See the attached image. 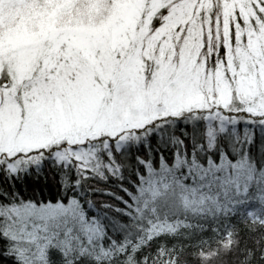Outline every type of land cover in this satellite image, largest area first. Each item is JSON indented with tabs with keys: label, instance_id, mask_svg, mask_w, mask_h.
<instances>
[{
	"label": "snow or ice",
	"instance_id": "snow-or-ice-1",
	"mask_svg": "<svg viewBox=\"0 0 264 264\" xmlns=\"http://www.w3.org/2000/svg\"><path fill=\"white\" fill-rule=\"evenodd\" d=\"M240 121L264 132V0H0V256L264 264L241 241L264 232V139ZM125 169L134 240L87 211Z\"/></svg>",
	"mask_w": 264,
	"mask_h": 264
},
{
	"label": "trees",
	"instance_id": "trees-1",
	"mask_svg": "<svg viewBox=\"0 0 264 264\" xmlns=\"http://www.w3.org/2000/svg\"><path fill=\"white\" fill-rule=\"evenodd\" d=\"M238 132L243 131V128H239L237 130ZM252 131V130H251ZM256 131V130H253ZM256 138L259 139L256 133ZM264 139V137H263ZM142 147V146H141ZM255 149V145H253V150ZM166 157H170V153L165 152ZM159 161L158 156L154 153L153 154V162ZM170 162V159H169ZM155 166H157L155 163H153ZM141 171H143L141 169ZM137 182L136 172L135 170H128L125 169L123 171V179L119 178H113L109 176L107 180L97 179L94 181V186L92 188L91 194H90V201L93 204L92 207H87V211L89 215L98 217L99 220L102 222L103 226L107 228L108 234L117 239V240H123V239H132L134 240L136 235L135 231L131 229H127L124 227H121L122 224L126 225L129 222V218L122 215V211L125 208V204L123 201H129L130 197L129 195L122 190L121 185H123V188L128 189L131 192H135V183ZM95 191V192H94ZM101 192H107L109 195V198L100 195ZM85 195H88L85 193ZM122 198V199H121ZM108 205V206H105ZM120 209L121 211H115L114 209ZM171 208L165 205H161L160 212L161 214L165 212H170ZM229 220L233 223L237 222V217L233 216L230 217ZM195 222V221H194ZM205 223H208L211 225L212 221L207 220L204 221ZM256 225L249 224L248 228H251V232H245L243 229V226H241V241L242 243L244 240H246L249 244L253 243V241H259L258 244L255 245V247L261 251L264 252V232H258L256 231ZM197 235H211L210 232H204L200 233L199 230H196ZM184 233H181V237H158L156 240L150 242L149 249H144L143 251L148 250H154L156 246H158V243L163 240L164 242L168 244L176 243L177 245L184 243V244H190L195 239V236L189 232L188 235L192 237L190 240H184L182 237L184 236ZM235 243V240L233 241ZM213 253L215 252V248L212 250ZM208 253H206L207 255ZM0 264H14V261L10 257H4L0 256ZM200 264H226V262L221 259L220 257H217L215 259H206L200 261Z\"/></svg>",
	"mask_w": 264,
	"mask_h": 264
},
{
	"label": "rangeland",
	"instance_id": "rangeland-1",
	"mask_svg": "<svg viewBox=\"0 0 264 264\" xmlns=\"http://www.w3.org/2000/svg\"><path fill=\"white\" fill-rule=\"evenodd\" d=\"M26 15H27V13H26ZM35 15H37V14L36 13H32V17H35ZM50 15L53 17V24H54L57 21L58 17H59V9H54L53 12ZM29 23H31V19H29ZM36 23L39 25V24H42V23H45V22L38 20V21H36ZM48 26L51 27L52 25L50 24ZM240 127L243 128V130H248V131L256 130L255 132L257 133V136L259 137V139L256 138V142L257 143H259L264 137V132H262L259 128H254L253 125H251L249 123H246L244 121H240V122L236 123L235 125H231L230 126V131L233 130V129L237 131ZM153 163H155L157 165V167H158L159 164H160V161H158V163H157V161L155 160ZM141 169L143 170V168H141ZM100 195L109 198V195H108L107 192H101ZM89 207L93 208V204H92L91 201H90Z\"/></svg>",
	"mask_w": 264,
	"mask_h": 264
}]
</instances>
